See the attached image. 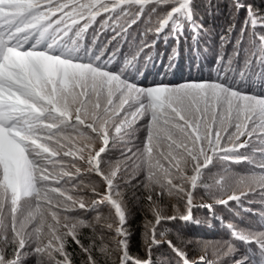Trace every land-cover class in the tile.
I'll return each instance as SVG.
<instances>
[{"label":"snow or ice","instance_id":"6c2138e0","mask_svg":"<svg viewBox=\"0 0 264 264\" xmlns=\"http://www.w3.org/2000/svg\"><path fill=\"white\" fill-rule=\"evenodd\" d=\"M193 3L194 0H0V264H22L30 257L35 258V264H72L66 249L69 238L86 254L84 264H98L96 243L85 247L78 229L88 227L95 232L103 217L98 215L93 222L60 214L75 211L77 206L89 211L102 204H110L115 211L117 238L113 252L119 254L118 264H153L151 253L161 244H166L181 264H224L236 255L229 241L212 245L197 241L205 253L213 248L215 259H209L207 254L191 259L161 227L166 221L192 220L194 207L211 209L212 205H195L194 194L198 177L213 161L252 163L241 149L250 145L253 136L264 147V94H249L227 74L218 75L215 81L141 87L130 82L123 71L109 68L119 46L107 57L105 50L93 53L91 48L83 56L80 54L84 34L97 17L107 16L102 27L108 25L115 39L126 34L145 9H150V25L155 17L157 37L167 29L168 35L179 42L187 25L197 39L204 25L193 20ZM234 3L237 8L244 7L241 0ZM133 5L137 6L135 13L130 11ZM121 17L125 18L123 23ZM233 27L230 25V30ZM256 28H264V15L248 5L236 46L228 56L231 71L232 63L243 52L241 80L250 75L254 66L264 73V32ZM226 36L230 31L221 40ZM245 37L248 47L241 49L239 45ZM155 43L142 42L132 61ZM178 55V50L173 49L170 61ZM224 58L221 53L219 62L223 63ZM133 137L143 145L142 149L122 151L124 160L116 163L105 159L106 152L131 142ZM260 155L264 157V151ZM69 157L71 161L66 159ZM76 160L83 161L89 173L106 183L105 193H95L100 199L88 207L82 198L66 195L72 189L48 187L80 175ZM137 160H146V167L136 164ZM122 164L125 171L132 167L134 179L141 171L144 175L139 186L145 191L143 199L153 216L143 225L147 258L130 254L128 209L115 183L122 178ZM257 167L259 172L241 176L234 183L233 177L225 178L220 191H254L258 187L264 192V161ZM66 168H75V173L64 171ZM18 191L28 194L24 197L31 201L27 209L24 201L17 198ZM164 195L182 201L185 211L166 215L158 203ZM243 195L247 193L218 198L215 203L239 202ZM49 217L51 222L46 223ZM225 226L233 238L256 244L260 264H264V231L245 233L232 223ZM106 227L113 230L112 224ZM99 252L106 257L111 254L103 237ZM247 260L244 256L235 264H246Z\"/></svg>","mask_w":264,"mask_h":264},{"label":"trees","instance_id":"16d2710c","mask_svg":"<svg viewBox=\"0 0 264 264\" xmlns=\"http://www.w3.org/2000/svg\"><path fill=\"white\" fill-rule=\"evenodd\" d=\"M241 3L244 7L237 8L234 0H194L193 3V20L198 21L204 25L203 30L198 33V38L194 39L192 31L185 26L184 34L180 36L179 42L171 35H168V30L161 33L158 37L154 34V28L156 24L155 17H152L151 25L149 24V15L150 9H145L144 15L137 19V22L133 24L127 31L126 34L116 36L115 39L113 37L116 35L114 32L109 36L108 25H104L102 27L94 23L96 20L92 21L90 27L87 32L84 34L82 46L85 47V43L87 49H82L80 54L83 51H87L90 48L94 53H99L101 50H106L109 53L114 52L116 49L112 43L118 42L119 52L117 53L116 60L111 64L113 67L109 68L113 71H123L124 76H126L130 82L137 83V81L141 80L144 82L143 87L154 86L159 83H165L169 85H178L185 83L190 80H207V81H215L217 78V74L222 69H227V73L229 77H236L234 81L247 91L249 94H264V73L260 74V70L258 66H254L251 70L250 75L245 76L243 80L240 78V71L243 69L244 57L243 52L241 56L236 59L232 63V70L229 72L228 70V56H231L233 51L229 52L228 49L234 45L236 46L237 37L240 34V25L244 21L245 16L247 15V6L251 5L254 10L259 12L261 15H264V0H241ZM154 7H159L157 5H153ZM130 11L135 13L137 11V6L133 5L130 8ZM107 19V16L103 17V21ZM124 17H121L120 22L123 23ZM129 22L131 18H128ZM103 23V22H102ZM233 25L234 27L230 30L229 26ZM151 27L152 31L146 32V29ZM210 29H216L219 31V39L222 36H225L226 33L230 31V36H226V39L223 40L222 48L219 52L212 51L210 43H213L211 38H205L206 33ZM119 31V27L116 29ZM257 32H264L263 28H256ZM141 36L140 40L136 41V33ZM251 31V29H249ZM146 33V34H145ZM106 38V44L103 45V40ZM129 38L130 41L133 40V43L136 47V51L141 46L142 42L151 43L153 40L156 41L155 46L151 48H146L137 59L132 61V56L128 52H125L120 56V53L125 50V47H131L130 45H123L125 43V39ZM88 39H90V42ZM231 41L230 43L228 41ZM85 41V42H84ZM95 41V43H93ZM222 41V40H221ZM112 42V43H111ZM241 49H246L248 47L247 37H245V41L239 45ZM173 49H177L179 55L173 58L171 61L169 57L171 56ZM108 53V54H109ZM224 54V62H219V55ZM107 52L105 53V57ZM188 56V57H187ZM121 59V60H120ZM214 59L215 64L212 65V68H209L212 60ZM128 60L131 63L124 65V61ZM124 65V67H122ZM218 65V67H217ZM123 68V69H121ZM125 68V69H124ZM179 68L182 69L181 78H166L164 79L162 76L164 73L169 72L172 73L174 71H178ZM179 71L178 73H180ZM223 72L220 73L222 76ZM223 74V75H224ZM250 83V87H253L254 90H250L247 88L245 83ZM255 84V85H254ZM72 135V133H69ZM251 143L247 149H244L245 156H248L252 163L248 161H243L237 165H232V162L226 163L222 160L219 164L222 170L221 173L226 174L225 169L229 170L231 177H237L239 179L241 176H247L252 172H259L260 169L257 165L264 161V157L260 155L261 151H264V147L259 142V138L253 136L250 138ZM79 146V145H77ZM121 146H117L115 150H119ZM112 157L111 153L106 154L105 159H110ZM114 158V157H113ZM155 163V161H154ZM232 165V166H231ZM146 167V165H145ZM57 171H60L57 169ZM64 171H71L69 168L64 169ZM207 169L204 170L201 177H198V180H202L205 175ZM73 172V171H71ZM75 173V172H73ZM128 171L123 170L121 168V179L115 181L118 185L116 191L122 194V198L126 208L128 209V217H127V227L130 231V235L128 237L129 240V250L130 254L133 257L139 256L141 258H147V249L145 245V235L143 225L146 220H153L152 214L148 211L147 201L143 199L145 196L144 189L139 186L140 182L143 181L144 175L139 174L138 179H134L133 176H128ZM208 172L207 174H209ZM223 175H217L214 177V183L216 186L213 188V192L210 189H207L206 194L199 193V189L201 186L198 185L194 194V202H197L196 198L201 197L206 200H212L213 208L209 209L208 207H194L192 211V220L183 221V220H172L166 221L161 230L166 231L168 233L167 238L172 239L176 242L178 247L183 248L185 251L189 253L191 259L193 258L192 254L195 252V243L190 240L189 237H193L194 239L208 238L214 233L218 236L226 237V241H229L233 245H237L247 253L253 252L255 248L252 247V244L245 243L239 239H235L232 237L231 232L226 228L227 223H237L233 222L232 217L237 218L242 213L251 211L248 210L247 206L242 205L245 201L252 202L254 205L264 207V197L261 196L260 193L253 194L252 197L245 198L246 196H241L239 202L231 201L228 205H221L215 203V200L218 198L227 199L225 197L226 193L224 191H220L219 185L224 183L222 180ZM131 181V182H128ZM199 183V181H198ZM22 186V185H21ZM48 187H60L62 190L64 189H72L70 192H66V195H73L74 197L82 198L86 202V207H88L91 202L99 200L100 196L95 193H105L106 183L101 179L100 176L95 173H84L80 175H74L71 181H61L59 184H50ZM215 191L218 194H215ZM257 191H260L257 187ZM227 192V191H226ZM221 193V194H220ZM245 193V192H244ZM239 193H235L238 195ZM28 194L18 191L17 198L22 199L23 207L25 209L28 208L31 201L24 199ZM240 195V194H239ZM136 197H141L138 201ZM114 198H116L114 196ZM42 204L41 207H44V197H41ZM158 203L160 207L163 209L166 215H176L177 210L179 212H184L183 202L178 200L176 197H169L164 195L158 198ZM33 208H35V202L32 204ZM244 206V207H243ZM71 207V206H70ZM233 211L232 217L228 218L229 211ZM261 213H264V208H259ZM213 214V215H212ZM216 214H221L224 223L220 220L219 216ZM224 214H227V217L224 218ZM71 215L75 216L79 219H87L93 222L95 217L98 215L103 217L97 223V227L95 228V232L92 228L84 227L78 229L81 243L87 247L93 242L96 243L97 247L94 249V254L98 261V264H118V253L113 252L114 241L117 238L114 228L117 224V219L115 216L114 208L110 204H102L97 209L85 211L78 209V206L75 211L70 213H61V216ZM242 217V215H241ZM262 217L259 216L258 223L262 222ZM51 222L50 217L46 219V223ZM112 224L113 230H109L106 225ZM214 229L215 232H214ZM101 237H103V243L107 246L109 256H104L99 252V247L101 244ZM235 241V242H233ZM191 242V243H189ZM236 243V244H234ZM67 252L71 254L72 264H84L87 257L81 250V248L71 239L69 238L66 245ZM256 252L259 249H255ZM197 254V253H196ZM153 264H181L180 259L168 248L166 244H161L158 248L154 249L151 253ZM8 256L11 257V250L8 251ZM252 257V256H250ZM253 264H260L261 257L254 255ZM215 259V257H213ZM22 264H35V258L30 257L28 260L23 261Z\"/></svg>","mask_w":264,"mask_h":264},{"label":"rangeland","instance_id":"374dc122","mask_svg":"<svg viewBox=\"0 0 264 264\" xmlns=\"http://www.w3.org/2000/svg\"><path fill=\"white\" fill-rule=\"evenodd\" d=\"M104 16L105 15H101V16L97 17L96 18V22L94 23V26L96 24H98V26H101L100 24H102V22H103L102 19H103ZM112 33H113L112 29H109V33H108L109 36L112 35ZM136 37H138V38L135 39L136 41L140 40V37L141 36L138 34V31L136 33ZM219 37H220L219 36V31H217L216 29H210L206 33V36H205V38H211L213 40V43L211 42L210 45H211L212 51H215V49H217L215 51V54H216V52H219L222 48L225 47V45H224V47L222 46L223 41H221V39H219ZM106 43L107 42H106V38H105V40H103V45H105ZM130 44H132V45H130ZM112 45H114V47L116 49L119 44H118V42H116V43L113 42ZM124 45H127V46L130 45L131 47H125L126 49L123 50V52L120 53V56L124 53V51L125 52H128L131 55H133V54L136 53V47H135V45L133 43V40L130 41L129 38H126L125 39V43L123 42V45L122 46H124ZM233 47H234V45H232L228 49V51L229 52L233 51ZM84 49H87L86 43H85ZM87 51H83V53L81 55L83 56V54L85 52H87ZM106 52H107V54H106V56H107L109 52L105 50V53ZM93 53H94V51H93ZM125 61H124V65L129 64V63L126 64ZM213 64H215L214 59L212 60L209 68H212V65ZM124 65L122 67H124ZM110 67H113V66L111 65ZM217 67H218V65H217ZM121 69H123V68H121ZM219 70H222V71L219 72V75H220L221 72H223V74L225 72L227 73V69H222V67ZM179 71H181V72L178 73ZM117 72H119V71H117ZM182 74H183L182 69L179 68L178 71H174L172 73H169V72L164 73V75L162 76V78L164 79V76L167 75L166 78H175V79H177V78H181ZM229 74H228V76H229ZM217 76H218V74H217ZM234 78H236V77H234ZM146 81H148V80H146ZM146 81H144V82H146ZM144 82H142L141 80H139V81H137L136 84L138 86L143 87L142 84H144ZM245 84H246L245 86L247 88H249L252 91L254 90L253 87H250V85H248L250 83H247L246 82ZM262 90L264 91V89H262ZM130 139H131V142H129V143L117 145V146H121L119 148V150H117V151L110 150L109 152H106L104 154L105 157H106V154L111 153L112 154V157L110 158V160L112 161V163H116L117 160H119V161H123L124 160V157L121 155V152L122 151L127 152L128 149H132V151L135 152L138 147L142 149L143 145L140 144L138 141H136L134 137L133 138H130ZM98 146H99V141L97 142V147ZM241 153L242 154H245L244 149H241ZM66 159L68 161H71L72 160L71 157L66 158ZM220 161L222 162V160H219V159L213 161V163L211 165H209V167L207 168L208 172H210V173L207 174L208 172L206 171L205 177L202 180H198L199 181L198 185L201 186V189H199L200 190L199 193L206 194L208 192L207 189H210L211 190L209 192H213V188L216 186V184L213 182L215 176L222 174L223 175L222 176L223 177L222 180H225V178H227V177H231V174L229 173V171L226 172V174H223V173L220 172V170H222V168L219 165L221 163ZM75 164H76V167H78L80 169L81 174H84V173H87L88 174L89 173L88 172V166L83 161L76 160L75 161ZM136 164H144V165H146V160L145 161L137 160L136 161ZM237 164H239V163L232 162V165L233 166L234 165H237ZM125 167L126 166H124L123 164L121 165V168H123V170L125 169ZM69 170L75 172V168H69ZM126 171H128V173H127L128 176H133V174H136L135 172L132 171V167H130V166L127 167V170ZM142 173L143 172L141 171L140 174H142ZM188 174H191L190 171H189ZM232 177H234V176H232ZM236 179H237V177H235L231 182L234 183ZM241 192L247 193V195H243V196H246L245 198H248V197H252L253 194H255V193H260L261 191H257V188L254 191L249 190L248 188L236 189L235 191H233L232 189H226L225 190V193H226L225 194L226 195L225 197H227L228 195H231V194H235V193H239L241 195ZM215 194H218V192L215 191ZM260 194H261V196L264 197V192H261ZM196 200H197V202H194L195 205H205V204L206 205H211V203H209V202H213L212 200H206V199H203L201 197H197ZM242 205L247 206L248 207V210L251 211L252 213L250 214L249 212H246V213L244 212V213L241 214L242 217L240 215L239 217L234 218V217H232L233 211L232 210L229 211L228 215H230V216H228V218H231L232 217V219H235V220H233V222H237V223H232V224H234L238 230H242L245 233H247L249 231H253V232H261V231H264V213H261V211H259V208H264V207L258 206V205H254L252 202L250 203L249 201H245L244 203H242ZM212 208H213V204H212L211 209ZM216 216H219L220 220L224 223V220L221 219L222 218V215L221 214H216ZM223 216L225 218V217H227V214H224ZM259 216H261L262 219H263L262 222H260V223H258ZM215 230L216 229H214V232H215ZM215 234H219V233L210 234L211 235L210 237H208V238H201V239L200 238L199 239L198 238L197 239H194L193 237H189L190 240L195 243V248H196L195 251H194L195 253L192 254L193 258L199 259V257L201 255H204V254H207L208 257H209V259H213V257H215L213 255V253L215 251L213 248L210 247L207 250V253H205L196 244L197 241L207 242L209 245L219 244V243H223L224 241H226L227 238L224 237V235L223 236L221 235V236H218L217 237V235H215ZM233 242H235V241H233ZM234 244H236V243H234ZM234 246H235V249H236V255L234 257H232V258H229L227 261L224 262V264H235V261L236 260H239V259H241L244 256L248 257V260L246 261V264H253V259H256V258H254V255L257 254V256L261 257L260 256V251L258 250L256 252V250H255V249H259L256 244H252V247L255 248V249H254L253 252H250V253L249 252L247 253L246 251H244L243 249H241L237 245H234ZM250 256H252V257H250Z\"/></svg>","mask_w":264,"mask_h":264},{"label":"bare ground","instance_id":"6f19581e","mask_svg":"<svg viewBox=\"0 0 264 264\" xmlns=\"http://www.w3.org/2000/svg\"><path fill=\"white\" fill-rule=\"evenodd\" d=\"M213 215V214H212Z\"/></svg>","mask_w":264,"mask_h":264}]
</instances>
